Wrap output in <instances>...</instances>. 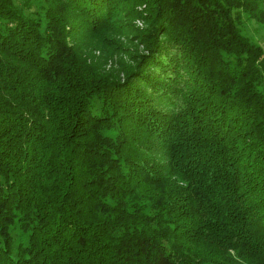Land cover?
<instances>
[{
	"label": "trees",
	"instance_id": "16d2710c",
	"mask_svg": "<svg viewBox=\"0 0 264 264\" xmlns=\"http://www.w3.org/2000/svg\"><path fill=\"white\" fill-rule=\"evenodd\" d=\"M240 12L264 28V0H0V264H264Z\"/></svg>",
	"mask_w": 264,
	"mask_h": 264
},
{
	"label": "rangeland",
	"instance_id": "374dc122",
	"mask_svg": "<svg viewBox=\"0 0 264 264\" xmlns=\"http://www.w3.org/2000/svg\"><path fill=\"white\" fill-rule=\"evenodd\" d=\"M15 1L18 2L19 0H15ZM32 6L35 7V2L32 4ZM134 23L139 26H143L144 24L141 19H135ZM238 23H239V28L244 35L248 36L251 40H253L254 42H256L257 44H259L261 47L264 48V28L259 23L248 17L247 14L243 12L242 13L240 12ZM83 32H81V35H83ZM125 35L124 38H120L122 44L125 46L124 49H122L124 50V53L128 47L133 49L134 47L135 48L141 47V46L138 47L137 41L133 39L132 33L126 36ZM89 41L90 40H88V38L84 37V42L86 43V45H89ZM86 50L89 51V48H87ZM104 53L105 51L102 50L99 51L93 49L94 56L102 57ZM124 53L118 49L114 54L107 56L105 67L119 68L117 64L120 63V60L123 59L126 62L128 60Z\"/></svg>",
	"mask_w": 264,
	"mask_h": 264
}]
</instances>
